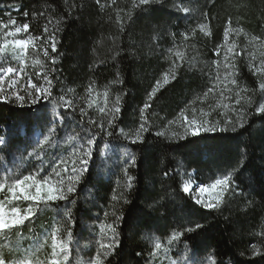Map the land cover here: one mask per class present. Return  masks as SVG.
Returning <instances> with one entry per match:
<instances>
[{"label": "trees", "instance_id": "1", "mask_svg": "<svg viewBox=\"0 0 264 264\" xmlns=\"http://www.w3.org/2000/svg\"><path fill=\"white\" fill-rule=\"evenodd\" d=\"M75 3L85 5L82 12L73 15L72 19L75 22L65 21L58 26L56 21L63 15V0H59L57 13L49 10L50 0H0V23L7 24L9 16L16 21L15 26L0 30V35L3 31H13L14 27L28 23L29 32L22 33L26 36L29 34L40 36L47 25L49 32L55 33L59 40L57 47L60 58L56 65L57 75L68 87L75 88L70 97L76 105L83 106L87 100L95 99L96 104L102 106L105 103L103 95L105 91L109 93L107 103L110 105L117 94L127 93L122 101L123 120L124 124L128 125L125 130L131 131L135 126L134 122L138 120V109L147 99V92L151 90L156 79L162 77L173 60L183 68L178 81L162 84L161 91L153 101V107L146 113L149 122L155 127L153 134L147 138L148 144L143 158H140L138 148L130 146L129 150L135 152L138 157L137 166L130 169V173L136 176L137 180L129 197L132 204L123 205L124 212L129 214L132 222L142 223L145 218L138 211L139 207L144 204L146 198L157 195L160 202H168L169 215L163 220L149 221L152 228L160 229L159 232L144 228L137 232L128 224L122 225L123 246L110 258L111 264H136L140 258L135 256V252L151 246L152 239H145L146 235L150 238L158 237L166 243V225L187 224L189 211L195 212L200 206L193 202L189 194L180 191L183 175L194 171L202 179L211 181L221 178L225 170L234 164V153L241 141H246L249 145L250 158L245 177H254V182H250V187L240 185L243 196L234 198L225 196L222 212L212 211L209 214L207 210L200 209L207 220H202L199 215L192 217L193 220L211 225L198 238L199 245L211 246L209 253L199 259L204 260L211 252H217L219 255L212 259L218 260L222 257L225 264H228L229 260L235 261V264H264V259L251 254L252 245L260 243L259 233L261 226L264 225V122H261L259 117H249L247 130L241 129L239 133L219 130L216 133H207L203 138H195L198 141L197 145L187 144L179 152L167 151L168 142L154 135L155 131L164 130L165 127L169 133L182 132L179 123L168 125L167 121L177 120L182 109H188L186 115L190 116V105L207 111V104L215 103L211 101V97L205 104L198 101L193 104V101H196L197 96H201L213 83L208 73L214 69L212 61L217 59L214 56L216 46L226 42L223 32L229 18L233 21L234 29L241 26L244 29V33L236 35L233 32L227 38L228 42L238 45L237 51L241 48L245 50L244 62L239 65L242 69L241 84L255 87L257 77L249 72L246 64L250 58L257 65L264 60V0H192L188 6L196 11L187 18L177 10L180 0H165L166 6L153 5L150 11L144 13L134 6V0H116L115 5L111 4V0H101L105 5L103 9L95 4V0H75ZM9 4L13 7L9 8ZM16 8H19V11H16ZM25 12L29 15L25 16ZM40 12L44 15H40ZM117 14L124 22L126 31H120ZM129 14L134 18L131 27L127 26ZM209 21L211 37L199 31L200 23ZM161 26L165 30L164 33L158 32ZM57 27L62 31L57 32ZM185 35L188 36L187 40L184 39ZM253 36H259L260 40L252 41ZM49 51L51 52V49ZM177 51L184 54V60L175 56ZM116 52H120V55L114 61L112 56ZM30 58L32 53L28 55V59ZM39 59L44 60L42 54ZM220 59L222 60V56ZM189 62L193 67L189 68ZM117 71L121 73L123 84L112 83L116 79ZM92 81H95V91L92 97H88L85 89ZM59 87L57 85L54 89V95L59 93ZM234 93L235 89L233 95ZM225 103L235 106L234 100ZM89 111L93 112L91 109ZM94 115L96 118L100 116L98 112ZM161 118H164L163 123ZM211 118L214 121L223 120L218 113H213ZM0 129L9 133L12 140L11 149L6 153H0L4 156V159L0 160V179L34 173L35 162L30 161L23 152L25 148L31 151L36 139H42L39 135L41 129L35 126L34 108L0 102ZM68 131L67 128H61L58 134L65 137ZM36 132L39 133L38 137L35 135ZM116 143L126 142L112 141L108 149H105L103 144L100 145L101 159L104 160V167L100 169L102 179L96 188H92L91 191L85 190L80 197L81 201L95 198L94 207L91 204L86 205L91 209L88 215L93 219L85 217L80 222L84 229L75 230L78 234L81 256H85L89 251H95V242L99 239L98 225L104 221V212L111 213L110 205L114 203L117 207L123 204L122 200L119 203L111 200L113 194L119 197L124 191L125 178L122 171L124 149H114L112 145ZM61 147H66L62 141ZM17 148L21 151H16ZM181 153H187V158ZM105 154L110 159L105 160ZM168 161L175 162L169 164ZM165 170L170 172L168 177L163 175ZM93 180L96 182L98 178L94 177ZM172 199H175L177 206L184 208L183 212L179 207L172 211ZM246 200L254 201V206L245 212ZM15 202V207L21 210L28 206V202L23 200ZM53 216L54 209L50 207L29 226L31 231L24 228L19 233H9L6 239L0 237V244L7 246L19 242L20 250L23 252L35 239L33 233L43 236L44 228L41 225L47 228ZM107 222H111V216ZM88 225L95 226L96 231H89ZM170 231L171 227L168 228V232ZM21 236L24 237L23 240L19 239ZM85 245L91 247L85 248ZM5 251H8L7 247ZM48 251L47 248L41 250V259L45 258Z\"/></svg>", "mask_w": 264, "mask_h": 264}, {"label": "snow or ice", "instance_id": "2", "mask_svg": "<svg viewBox=\"0 0 264 264\" xmlns=\"http://www.w3.org/2000/svg\"><path fill=\"white\" fill-rule=\"evenodd\" d=\"M192 0H180L177 10L184 14L185 18L191 15L196 9L188 6ZM95 4L103 9L104 4L101 0H95ZM111 4L115 5L116 0H111ZM153 5L166 6L165 0H134V6L141 13L150 11ZM55 6V7H53ZM9 8L13 5L9 4ZM85 5L81 3L77 5L75 0H63V15L60 20L56 21L59 26L67 21L74 23L73 15L82 12ZM59 8V0H50L49 10L57 13ZM19 11V8H16ZM44 15L43 12L39 13ZM25 16L29 14L24 13ZM206 16L207 14H203ZM128 27L134 23L131 14L127 17ZM117 21L120 22V31H126L124 22L117 14ZM16 21L9 16L7 24L0 23V30L8 29L15 26ZM231 18L227 21L223 36L225 44L217 45L214 56L217 59L212 61L214 69L209 71V79L213 81L201 96H197V101L205 104L211 97L215 103L207 104V111L204 108L197 109L189 106L191 115H186L188 109H182L177 120H168L167 124L179 123L181 131H169L165 127L164 130L154 132L155 137L162 138L167 143V151L179 152L180 149L187 144L197 145L195 138H203L204 134L231 131L239 133L241 129L247 130L249 126V117H259L264 122V60L257 65L254 60L249 59L246 67L249 72L257 77L255 87L248 84H241L242 69L239 65L244 62L245 50L237 51L236 43L228 42L227 38L234 32L236 35L244 33L243 26L238 29L232 27ZM30 25L24 23L20 27H14L13 31H3V41L0 42V102L14 103L23 107L26 104L34 108L35 126L41 129L40 137L31 146V151L27 148L23 149L30 161L35 162V172H29L28 175L8 176L0 179V193L5 194V199L23 200L28 202V206L23 210L16 207L12 208V215L9 216L0 207V237L7 238L9 233H19L22 229L28 228L33 224L34 220L39 219L40 215L50 207L54 209L52 222L45 228L43 239L40 235L33 233L35 237L33 243L21 252V244L2 245L0 244V264H111V257L117 254V249H121L122 244V225L128 224L134 231H140L142 228L159 232V228H152L149 221L156 222L166 219L169 215L168 202H160L157 195H152L145 199L144 204L139 207L138 211L145 218L142 223L132 222L129 214L123 210V205H130L132 201L129 199L134 190L137 177L130 173V169L137 166L138 157L130 146L139 149L140 158H143L145 147L148 144V136L153 134L155 125L149 122V116L146 115L148 110L153 107V101L157 93L161 91L162 84L178 81L183 68L172 61L171 66L162 77L156 79L151 90L147 92V99L138 109V120L134 122L135 126L131 131L125 129L128 125L123 120V99L127 93L121 92L115 96V100L109 105L107 98L109 93L104 92V105H97L95 99H89L83 106L74 103L70 94L75 92V88L68 87L57 75V63L60 58L58 53L59 40L55 33H50L47 25H45L43 34L34 36L29 34L26 39L16 38L21 32L28 33ZM56 31H62L60 27ZM161 26L159 33H164ZM199 31L205 36L211 37V24L200 23ZM246 35V33H245ZM187 40L188 36L185 35ZM252 41L260 40L259 36H253ZM159 43V41H158ZM37 50V56L42 54L44 60L34 59L33 66L40 68L39 72L34 73L35 82H33V74H29L28 55L29 48ZM11 49L10 53L8 50ZM51 49V52L49 51ZM56 53V55H53ZM11 55L16 61V66L7 64V57ZM120 52H116L112 59L117 60ZM175 56L180 60H184V54L177 51ZM222 56V60L220 57ZM193 64L189 62V68ZM91 70V69H90ZM116 79L113 84H123L120 71L116 72ZM27 78V86L30 91L23 94L18 90L21 81ZM59 85V93L54 95V89ZM95 81L88 84L85 89L88 97H92ZM235 93L233 95V91ZM218 97V98H217ZM232 106L225 101H233ZM51 106V107H49ZM93 110L90 112L89 110ZM221 110V111H218ZM95 112L100 114L99 118L94 115ZM213 113H218L223 120L214 121L211 117ZM163 119L162 123H163ZM222 125V126H221ZM67 128L69 131L65 137L58 134V130ZM243 134V133H241ZM193 139H189V138ZM124 141L126 143H116L112 147L114 149L123 148L125 157L124 167L122 169L124 176V191L118 197L113 194L111 200L119 203L123 201L120 207L116 203L110 205L111 213L104 212V221H101L99 227V239L95 242V251L80 255L77 228L84 229V225L80 223L85 217L91 220L93 217L88 213L91 211L86 205L95 206V198L81 201L80 197L85 190L91 191L97 187V183L102 179L100 169L104 167V160L101 159V147L103 144L105 149L109 148L112 141ZM61 141L66 147H61ZM11 136L4 130L0 129V153H6L11 149ZM249 145L246 141H241L236 147L234 153V164L221 178L215 179L210 186L189 187L188 184H182L180 191L190 194L193 190L198 189L197 195L193 197V202L200 206V209L207 210L209 214L212 211L222 212L225 196L236 197L243 196V189L240 185L251 186L250 182H254V177H245V171L248 167ZM51 149L52 151H49ZM16 151H21L17 148ZM116 154V153H114ZM187 158V153H181ZM119 158V157H118ZM4 156L0 155V160ZM104 159H110L105 154ZM175 161H168L169 164ZM111 171V170H110ZM165 177L170 175L168 170L163 172ZM98 180L94 182L93 178ZM211 189L219 187L222 195L218 199H208L203 194ZM178 195V194H174ZM173 204L172 211L177 207L180 211H184L183 207L175 204V199L171 200ZM254 206V201L246 200L244 210ZM200 209L195 212L189 211L187 224H179L178 226L166 225L165 233L167 234L166 243L161 239L150 238L147 235L145 239H152L151 246L145 250L135 252V256L140 258L136 264H225L221 257L218 260L212 258L218 256L219 253L211 252L206 259L201 260L199 257L209 253L210 245L201 246L198 244V238L210 227L205 224L193 220L192 217L199 215L202 220H207ZM111 216V222H107ZM99 219V217H95ZM171 231L168 232V228ZM87 229L95 232V226L88 225ZM260 243L253 244L251 254L255 257L264 259V225L261 226L259 233ZM23 240L24 237L19 238ZM50 241V243H49ZM8 251H5V248ZM90 248V245H85ZM49 249L45 254V258L41 259L42 249ZM174 249H177L174 251ZM146 252V255H145ZM243 255V253H241ZM86 257V258H85ZM228 264H235V261L229 260Z\"/></svg>", "mask_w": 264, "mask_h": 264}, {"label": "rangeland", "instance_id": "3", "mask_svg": "<svg viewBox=\"0 0 264 264\" xmlns=\"http://www.w3.org/2000/svg\"><path fill=\"white\" fill-rule=\"evenodd\" d=\"M16 38L26 39L27 36L21 32V33L17 34ZM2 41H3V34L0 35V42H2ZM10 51H11V49L8 50L9 53H10ZM28 51H29V54L32 53V58L28 59V61H27L28 65H29L27 68V71L29 74H33V82H35L34 73L39 72L40 68L37 66H33L32 61L34 59H39V56H37L36 52H34L35 50L32 49L31 47L29 48ZM8 64H10L12 66H16V61L14 59H12L10 54L7 57V64L5 66H7ZM18 90L21 91L22 94L26 91H30V89L27 86V78L26 77L24 78V80L21 81V84L18 87ZM211 101H214V100L211 98ZM38 134L39 133L36 132V134H35L36 137L39 136ZM214 181L215 180L210 181V179H202L194 171H191V172L187 173L186 175H183V184H188L189 187H194L197 184H199L200 186H206V185L210 186L212 183H214ZM197 192H198V189L193 190L189 195L193 198L197 195ZM221 194H222L221 189L219 187H217L216 189H211L209 187V191L207 193H204L203 195L205 197H207L208 199H218L221 196ZM15 201H18V200L5 199V194L0 193V207H3L4 212L7 213L9 216L12 215V208L15 207V203H16ZM16 208H18V207H16ZM42 237L43 236H41V238ZM33 241L30 242L29 246L33 243ZM40 258H41V254H40Z\"/></svg>", "mask_w": 264, "mask_h": 264}]
</instances>
